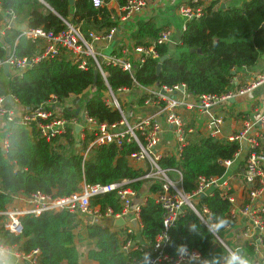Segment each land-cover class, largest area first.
Wrapping results in <instances>:
<instances>
[{"label":"trees","instance_id":"1","mask_svg":"<svg viewBox=\"0 0 264 264\" xmlns=\"http://www.w3.org/2000/svg\"><path fill=\"white\" fill-rule=\"evenodd\" d=\"M123 6L126 0H115ZM72 8L71 12L69 8ZM0 9L5 17L13 16L16 23L27 27H40L45 31L58 32L68 20L78 27L84 39L90 33L107 31L116 20V14L104 6L92 7L90 0H0ZM163 29L155 18L137 22L132 37L136 44L147 45ZM17 27H4L0 41V58L6 53L3 46L13 49L18 57L35 53L36 44L24 37H18ZM172 45V46H171ZM158 56L166 55L159 72H155L157 59L146 58L130 77L116 66L101 64L107 71L106 82L112 91L129 88L133 83L143 86H171L184 84L192 95L222 94L232 90L231 79L241 68L250 67L264 56V0H241L238 4L216 5V0L203 4L198 17L185 22L175 43L155 45ZM93 64L79 69L70 62L67 55L59 53L40 60L25 70L21 76L7 78L0 73V96L11 94L21 107L32 108L54 95L61 101L73 95L83 97L81 103L88 116L96 121L114 122L119 114L101 100L105 85L97 74L93 78ZM232 72V73H231ZM74 111L64 110L65 117ZM8 146L0 152V209L17 192L39 191L43 194L66 196L80 191L81 186L108 184L121 179L136 195L147 187L148 193L160 190L157 181L152 183L137 179L142 171L129 165L127 156L137 150L134 142H123L90 146L86 155L80 154L86 139L76 147L69 133H63L61 141H46L20 126L8 127ZM237 141L214 138L205 134H190L181 148L179 156L163 155L157 160L160 168H175L181 174L180 187L189 193L195 189L196 177L220 176L224 167L219 160L231 159L238 149ZM246 154L240 155L236 170L240 172ZM219 191L201 197L195 207L207 209L206 219L214 223L216 217L234 219L229 214V203L220 197ZM149 194L139 204L137 232L125 233L123 229L111 230L105 225L85 224L75 212L62 209L55 212H42L38 216L25 215L20 218L21 232L17 235L0 227V245L13 246L17 251L38 250L36 264H79L78 244H90L86 250L87 259L97 264H145L144 254L149 253L142 246L151 245L155 237L164 231L168 240L164 253L176 254V247L184 244L196 250L206 261L212 257L220 259L228 253L214 240L211 232L186 206L174 223L163 230L161 209ZM97 208L104 214L110 208L111 214L120 211V204L113 192L95 195L89 199V208ZM196 225L197 231H189V225ZM226 226V227H227ZM226 227L217 232L223 238ZM130 238L142 246L124 252L120 248L124 239Z\"/></svg>","mask_w":264,"mask_h":264},{"label":"built area","instance_id":"2","mask_svg":"<svg viewBox=\"0 0 264 264\" xmlns=\"http://www.w3.org/2000/svg\"><path fill=\"white\" fill-rule=\"evenodd\" d=\"M205 1L185 0L175 7V12L181 19L182 28L186 21L200 15ZM90 2L95 8L103 5V0H90ZM148 2L149 0H126L121 7L120 19L126 20L134 15H141L142 12L148 10ZM61 22L63 26L56 33L45 31L40 27L24 26L23 29H20L17 36L33 41L36 44V51L32 55L18 57L14 54L13 49H7L0 58V73L7 78L21 76L36 62L59 53L66 54L68 60L79 69H85L91 62L105 85L100 96L101 100L106 106L116 110L119 118L114 122H98L87 115L82 104L77 103L73 110L79 108L78 113L74 114L73 112L70 117H65L59 110L64 99L59 101L54 95H50L45 101L32 108L25 109L17 103L16 98L11 94L0 96V152L5 153L7 150L8 127L10 126H20L29 133L34 132L36 136L46 141L59 138L67 129H69V133H73L77 126L79 132L76 134V145L80 147V144L85 139L87 140L85 147L80 152L82 156L86 155L90 146L109 143L119 146L123 142L132 141L136 144L137 150L130 153L127 160L133 168L142 171L137 179H144L149 183L157 181L160 185V190L151 194L150 197L161 209L163 230L174 223L183 206L189 208L207 228V224L212 223L205 217L207 209L201 205L198 210L195 204L200 199V194L205 196L211 192L212 188H215L219 191L220 197L229 203V214L234 219L233 224L227 226L226 230L234 227L235 217L244 216L246 226L243 225V235L248 239L247 244L254 254L251 261L249 260V264H264V109L256 119L244 116L241 129L225 138L228 141H237L239 147L231 159L218 161L224 167V171L238 160L242 152L246 154L242 170L236 172L233 177L198 175L195 189L186 193L180 187L181 174L179 170L160 168L157 164V160L163 155L179 156L186 139L193 132L192 127L185 124L181 111L194 110L203 114L202 133L219 138L220 125L223 121V116L219 112L226 104H229V100L233 99L235 95H243L264 85V68L238 89L228 90L217 95H192L186 91L185 85L182 83L171 86H143L133 83L129 88L120 87L112 91L106 82L108 73L101 64L116 66L132 77L135 69L141 66L146 58L157 59L159 57L154 47L157 44L168 42L171 30H160L156 38L147 45L136 43L124 45L120 48V53L117 54L104 53V48L113 37L115 27H110L103 33H90L89 39H84L77 26L63 18ZM2 32L3 29L0 28V35ZM3 64L7 66L6 74L2 70ZM133 88H138L140 91L138 97L142 99L141 105L153 107L152 112L142 114L134 112L135 109L126 112V103L122 101ZM7 96L11 101L6 100ZM80 114H82V119H80ZM164 126L169 128L168 131L174 143L169 153H166L167 150L163 151L157 148ZM241 140L245 141L244 148L241 145ZM171 174L176 177L172 175L173 178H171ZM128 182L127 179H121L108 184H83L80 191L55 197L39 191L17 192L0 209V227L8 233L17 235L21 232L20 218L22 216H38L42 212L67 209L75 212L79 219L90 216L99 219L102 216L121 217L124 219V226L121 229L125 233H132L133 229L129 220L131 218L138 220L140 203L133 202L136 192L125 185ZM234 185L241 190L238 201ZM107 192H113L116 196L120 204L119 213L111 214L110 208H106L104 214H100L97 208H89L90 197ZM242 200L244 203H241ZM90 224L98 225L99 223L90 222ZM211 234L216 242L218 241L225 247L228 254L237 248L240 249V245L235 241L229 244L228 240L230 239L227 237L220 238L217 233ZM167 240V234L162 231L155 237L151 245L142 246V244L127 238L121 243L120 248L126 252L129 249H136L137 245L142 246L145 250H149L152 264H204L205 260L200 253L193 249H188V254L184 256H179L177 253L174 256L167 255L163 251ZM0 249L13 254L18 262L36 264L37 249L22 252L17 251L13 246L3 245H0ZM7 264L10 263L7 262Z\"/></svg>","mask_w":264,"mask_h":264},{"label":"crops","instance_id":"3","mask_svg":"<svg viewBox=\"0 0 264 264\" xmlns=\"http://www.w3.org/2000/svg\"><path fill=\"white\" fill-rule=\"evenodd\" d=\"M183 1L185 0H151V1L149 0L148 2L149 8L147 11L142 12L141 15L137 14L134 15L132 18L121 20L120 15L122 13L121 12L122 6H118L115 0H103L102 6H104L108 10H112L116 14L115 23L111 26V27H115V31L111 41L104 48V53L119 54L120 48H122L124 45L134 43L135 41L133 40L132 34L137 28V22L144 21L149 18H155L156 23L159 26H161L163 29L171 30L170 40L166 43L168 44L175 43L176 37L178 36L180 30L183 29L181 26V19L178 17V15L175 12V7ZM240 1L241 0H216V5L224 6L227 3L238 4ZM208 2L209 0H206L203 4H207ZM174 4L177 5L175 6ZM71 10L72 8L70 7L69 11L71 12ZM5 13L0 9V28L3 29L4 27H17L19 31L20 29H23L24 26H26L25 23L22 22L16 23L13 20L12 15L6 18ZM11 22L13 23L12 25L10 24ZM2 35H0V41ZM3 48L5 49V51L9 49V47L7 46H3ZM263 68H264V56H261L255 65L241 68L239 72L231 79L232 81L231 84L233 85L232 90H236L242 85H244L252 78L254 74L261 71ZM138 94H140L139 89L133 88L131 91L127 93V96L123 98L124 101L122 102L126 103L125 104L126 112L131 111V109H135L133 110L134 112H139L142 114L152 112L154 110L153 107H147L141 105L142 99L138 97ZM69 97L70 96H68L67 98ZM263 109H264V85H261L251 91H248L243 95H235L233 99L229 100V104H226L224 106L222 111L220 112L218 111L219 114L223 116L222 117L223 121L221 122L220 125L219 138L224 139L228 135L240 130L242 127L244 116L256 119ZM180 113L185 124L188 125L189 127H192L193 129L192 134L193 133H196L197 135L203 134L201 130L203 129L202 128L203 114H200L194 110H185V111H181ZM74 130L75 131L71 134L74 140H76V134L79 131L78 128ZM168 130H169L168 127L165 126L163 127L162 137L157 147L158 149H161L163 151L167 150L166 153H169L172 147L174 146L173 140L171 138V134ZM58 139L59 141H61V137H59ZM76 147L78 146L76 145ZM239 158L234 163H232L227 170H225L221 174L222 178H231L235 175L236 172H238L236 170V166H237V162L240 160ZM171 175L176 177L174 174ZM234 186L236 187L234 191L238 201L239 196H241V190L236 185ZM149 194L152 193H148L146 187L140 193H138L136 197H134L135 202L142 203L144 201L143 198L148 196ZM241 203H244V201L242 200ZM107 218H117V217L102 216L100 219L95 216L83 217L82 219L80 218L79 225L83 226L85 224H90V222L92 223L97 222L99 223L98 225H105L109 227V229L114 231L122 227V226L118 227L114 225H109L108 223L104 222V219ZM235 218H236L235 221L236 223L234 227L226 230L224 236L225 238L227 237L228 239H230L228 240L230 244L232 241H235L238 245H240V252L245 256V258L248 261L249 260L251 261V258L254 257V254L252 252L251 247L247 244L248 239L243 235V225L246 226V218L244 216H238ZM89 245L90 244L88 245L86 244V241H82L78 244V248L81 254L78 261L79 264H97L95 261L87 259L85 256L86 250L87 248H89L88 247ZM143 246H145V244ZM4 253L5 256L3 258L10 264H26V263L18 262L16 257L10 252L4 251Z\"/></svg>","mask_w":264,"mask_h":264},{"label":"clouds","instance_id":"4","mask_svg":"<svg viewBox=\"0 0 264 264\" xmlns=\"http://www.w3.org/2000/svg\"><path fill=\"white\" fill-rule=\"evenodd\" d=\"M228 220L223 217H216L214 223H208V231L215 234L219 232L220 229L225 228L228 225ZM189 231H197L196 225H189ZM176 253L179 256H184L188 254V248L186 245L181 244L176 247ZM5 253L0 249V264H7V261L3 258ZM145 264H152V257L150 253L144 254ZM204 264H220V259L217 257H212L210 260H206ZM223 264H249V261L245 256L239 251H231L226 257L223 258Z\"/></svg>","mask_w":264,"mask_h":264},{"label":"water","instance_id":"5","mask_svg":"<svg viewBox=\"0 0 264 264\" xmlns=\"http://www.w3.org/2000/svg\"><path fill=\"white\" fill-rule=\"evenodd\" d=\"M67 1H68V3H69L70 5L72 4V0H67ZM10 24L12 25L13 23L11 22ZM21 27H22V26H21ZM165 58H166V55H162V56H160V57L158 58L157 63H156V65H155V72H156V73L159 72L160 64H161V62H162ZM2 70H3V73L6 74V71H7V66H6V64H3ZM231 73H232V72H231ZM96 75H97V70L94 69V70H93V78H94V79H95ZM6 100H7V101H11L10 98H9V96L6 97ZM78 110H79V108H76V109L74 110V114H77V113H78ZM80 119H82V114H80ZM76 128H78V127L75 126V129H76ZM241 145H242L243 148L245 147V141H244V140H241ZM203 196H204V194H200V195H199L200 198L203 197ZM104 222L108 223L109 225H114V226H118V227H121V226L124 225V219L121 218V217H117V218H107V219H104ZM129 224H130V226L133 228L134 232H137V231L139 230V224H138L137 219H135V218H131V219L129 220ZM236 250H239V251H240V249H238V248H237Z\"/></svg>","mask_w":264,"mask_h":264},{"label":"rangeland","instance_id":"6","mask_svg":"<svg viewBox=\"0 0 264 264\" xmlns=\"http://www.w3.org/2000/svg\"><path fill=\"white\" fill-rule=\"evenodd\" d=\"M175 6L177 5V4H174ZM84 95L85 94H82L81 96H79V97H69V98H67V99H64V101L61 103V105L59 106V110L60 111H64V110H71V111H74L73 109H74V107L76 106V104L75 103H83V97H84ZM77 101V102H76ZM59 141V140H58ZM170 177L171 178H173V176L172 175H170ZM133 202H135V199L133 200ZM216 243H218L226 252H227V250L225 249V247L224 246H222L218 241L216 242ZM226 244V243H225ZM230 244V243H229ZM227 245V244H226ZM225 245V246H226ZM228 253V252H227Z\"/></svg>","mask_w":264,"mask_h":264}]
</instances>
